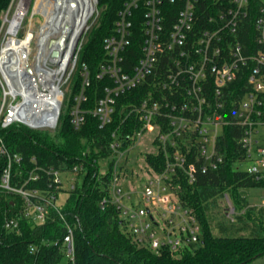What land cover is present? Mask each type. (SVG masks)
<instances>
[{
	"label": "built area",
	"instance_id": "built-area-1",
	"mask_svg": "<svg viewBox=\"0 0 264 264\" xmlns=\"http://www.w3.org/2000/svg\"><path fill=\"white\" fill-rule=\"evenodd\" d=\"M259 2L256 7L252 0H126L112 32L103 39L105 57L96 73L104 80L103 92L90 110L84 104L89 100L91 72L79 56L98 0H92V12L77 37L75 30L66 32L33 8L32 18L35 12L45 16L35 33L33 21H27L32 0H11L0 24V155L6 158L0 190L18 194L23 203L5 226L19 228L22 216L45 222L51 209L59 208V197L27 187L38 174L22 181V156L9 149L1 130L21 123L54 132L65 104L74 128L80 129L92 112L103 129L113 122L118 99L142 87L141 95L124 104L122 127L131 117L135 126L122 134L116 128L105 144L113 155L112 177L100 203L117 207L139 244L176 253L199 243L201 223L181 201L178 189L223 162L219 139L225 126L243 128L241 146L247 160L239 167L264 174V144L258 136L264 126V3ZM76 72L80 84L73 93ZM146 133L152 136L145 143L154 147L144 153L150 178L133 188L130 155ZM147 154L162 161L159 170L147 162ZM82 168L76 164L72 170L52 169L50 186L73 187ZM224 198L233 220L232 202L227 194ZM64 243L73 257L69 225Z\"/></svg>",
	"mask_w": 264,
	"mask_h": 264
},
{
	"label": "trees",
	"instance_id": "trees-1",
	"mask_svg": "<svg viewBox=\"0 0 264 264\" xmlns=\"http://www.w3.org/2000/svg\"><path fill=\"white\" fill-rule=\"evenodd\" d=\"M125 1L98 0L96 22L84 37L79 62L88 65L92 77L89 100L84 104L87 109L94 107L103 92L104 80L96 77L105 57L103 39L112 32ZM252 1L256 7L261 4L259 0ZM10 3L11 0H0V24ZM249 31L252 40L253 25ZM73 82L74 93L80 84L78 72ZM142 93L143 88L137 87L127 97L121 96L113 122L103 129L92 112H88L80 129L74 128L68 114L63 113L54 132L21 123L1 130L9 149L22 156V181L31 173L38 174V179L29 181L27 187L47 194L54 192L59 199L65 193L66 198L58 209H51L45 222L22 216L19 228L10 229L5 221L20 213L23 202L18 194L0 190V264H248L264 256V204L252 205L241 191L244 187L264 186V174H252L239 167L247 158L241 146L243 128L237 124L225 126L219 139L223 156L220 166L199 172L194 184L184 182L178 189L181 201L193 209L201 223L199 243L176 253L168 247L154 250L132 238L115 205H101L100 197L107 193L112 177L113 155L105 144L116 128L122 134L135 126L131 117L122 127L124 104ZM146 160L155 170L163 164L155 162L151 154H147ZM76 164L83 168L73 187L50 186L52 169L72 170ZM5 165L6 158L0 155V177ZM17 179L15 175L13 181ZM225 194L234 207V217L218 221V234H214V214L210 211ZM67 225L73 229V257L64 243Z\"/></svg>",
	"mask_w": 264,
	"mask_h": 264
},
{
	"label": "rangeland",
	"instance_id": "rangeland-1",
	"mask_svg": "<svg viewBox=\"0 0 264 264\" xmlns=\"http://www.w3.org/2000/svg\"><path fill=\"white\" fill-rule=\"evenodd\" d=\"M36 1L38 0H32V9L30 10V13L27 16V21H33L32 22V29L34 30V32L36 33L37 30L39 29L38 24H40L41 22L44 21L45 16L39 12H35L34 17L32 18V10L36 4ZM264 3V0H261ZM98 14V7L96 8L94 14L90 17L89 19V23L90 26L92 24H95L96 22V16ZM47 18V17H46ZM27 26L25 27V29L23 30L26 31ZM37 49V45L34 44V50L32 55L34 56L35 52ZM66 88L68 89V86L66 85ZM67 105L65 104L64 106V113L67 112ZM152 136V133H146L142 140L139 141L134 150L132 151L131 155H130V165L133 166L134 170H135V178L133 180L131 184V186L134 188H138L140 185L145 184L149 178L150 175L147 172V168H146V164L144 162V153L146 150H152L154 149V147H151L149 144L145 143V139H149ZM259 140L261 143L264 144V126H260L259 128ZM249 162H247L245 165H248ZM139 174V179L136 177V175ZM242 193L248 198L249 202L252 205H263L264 203V186H252V187H244L241 189ZM66 198V194L62 193L60 195V199H59V204L62 203ZM213 215L214 220L212 221V229H213V233L214 234H218V230L216 228V224L218 221L223 220L224 218L228 219V220H232L229 216H228V205H227V201L225 198H220L218 201V206L214 207L211 209L210 211ZM225 216V217H224ZM234 217V215H233ZM225 219V220H226ZM162 222V220H161ZM248 264H264V256L263 257H259L251 262H249Z\"/></svg>",
	"mask_w": 264,
	"mask_h": 264
},
{
	"label": "bare ground",
	"instance_id": "bare-ground-1",
	"mask_svg": "<svg viewBox=\"0 0 264 264\" xmlns=\"http://www.w3.org/2000/svg\"><path fill=\"white\" fill-rule=\"evenodd\" d=\"M92 9V0H38L34 7L48 20L59 22L66 32L75 30L73 37H77Z\"/></svg>",
	"mask_w": 264,
	"mask_h": 264
},
{
	"label": "water",
	"instance_id": "water-1",
	"mask_svg": "<svg viewBox=\"0 0 264 264\" xmlns=\"http://www.w3.org/2000/svg\"><path fill=\"white\" fill-rule=\"evenodd\" d=\"M61 43L64 44L65 41L63 40ZM54 55H55V56H59V55H60V52H59V51H56V52H54Z\"/></svg>",
	"mask_w": 264,
	"mask_h": 264
},
{
	"label": "crops",
	"instance_id": "crops-1",
	"mask_svg": "<svg viewBox=\"0 0 264 264\" xmlns=\"http://www.w3.org/2000/svg\"><path fill=\"white\" fill-rule=\"evenodd\" d=\"M264 204V203H263Z\"/></svg>",
	"mask_w": 264,
	"mask_h": 264
}]
</instances>
